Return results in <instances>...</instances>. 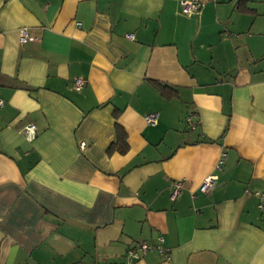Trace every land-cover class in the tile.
<instances>
[{"label": "crops", "instance_id": "0c3cea01", "mask_svg": "<svg viewBox=\"0 0 264 264\" xmlns=\"http://www.w3.org/2000/svg\"><path fill=\"white\" fill-rule=\"evenodd\" d=\"M181 1L0 0V264H264V0Z\"/></svg>", "mask_w": 264, "mask_h": 264}, {"label": "built area", "instance_id": "2783aa9c", "mask_svg": "<svg viewBox=\"0 0 264 264\" xmlns=\"http://www.w3.org/2000/svg\"><path fill=\"white\" fill-rule=\"evenodd\" d=\"M180 6H181V12L183 14H190V13H195L198 12L201 5L202 4L199 0H182L180 2ZM19 43L20 44H24L25 42L28 41H33L35 39V37H33L32 34L29 33L28 29L23 27L19 29ZM132 34H127L126 38H132ZM87 80L84 77H74L72 80V87L75 90H80L84 85H86ZM5 102L4 100L0 99V109L4 106ZM145 121L147 124H155L156 119H157V115L156 113H148L147 115H145L144 117ZM186 123L187 126L189 127L190 130H193L196 126V122H194L193 120H191V116H188L186 119ZM22 136L23 139L26 140L27 142H32L34 140V138H36L37 136V127H35V124L33 122H27L24 126H23V130H22ZM85 146V142H81L79 144L80 148H83ZM218 176L216 174H211L209 176H207L203 182H201L202 184L199 187V190L201 192H207L208 190H210L211 188H213V186L215 185V181H217ZM182 181H175L171 190V198H175V196H178V194L180 193L181 189H182ZM256 196L257 198V207L259 209H264V194L259 192V191H255L254 193H252ZM156 250L160 255L162 256H167L169 253V249L166 248V246H163V239L162 237L158 238V242L156 244H149L146 242H137L134 243L133 245H130L127 247V249L125 250L124 253V264H135V262L137 260H139V258L145 254L147 251L150 250Z\"/></svg>", "mask_w": 264, "mask_h": 264}, {"label": "trees", "instance_id": "16d2710c", "mask_svg": "<svg viewBox=\"0 0 264 264\" xmlns=\"http://www.w3.org/2000/svg\"><path fill=\"white\" fill-rule=\"evenodd\" d=\"M238 3H239V5H242V4H243L241 0H239ZM160 87H161L162 89H164L162 86H160ZM120 135H121V134H120ZM118 136H119V135H118ZM123 147H124V145H122L121 148H122L123 150H125L126 148H125V147L123 148ZM126 249H127V248H126Z\"/></svg>", "mask_w": 264, "mask_h": 264}]
</instances>
